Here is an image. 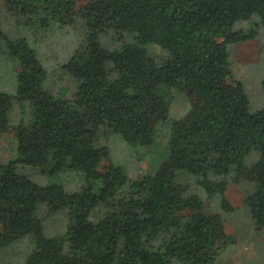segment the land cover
I'll list each match as a JSON object with an SVG mask.
<instances>
[{"label":"trees","instance_id":"1","mask_svg":"<svg viewBox=\"0 0 264 264\" xmlns=\"http://www.w3.org/2000/svg\"><path fill=\"white\" fill-rule=\"evenodd\" d=\"M2 1L30 29L74 26L81 44L65 66L78 88L65 99L46 88L30 44L0 28V48L20 67L16 93L0 91V140L11 138L15 155L0 161V249L33 235L27 264H216L230 245L224 222L203 212L179 171L208 195L223 194L229 177L252 184L245 203L264 228V109L251 112L229 49L248 39L238 22L257 16L264 26V0ZM171 91L186 94L190 109L172 121L169 157L155 175L131 180L101 136L153 145L170 120ZM25 101L33 123L13 124V104ZM18 164L79 170L87 187L41 186ZM42 207L63 218L61 230L46 233Z\"/></svg>","mask_w":264,"mask_h":264},{"label":"rangeland","instance_id":"2","mask_svg":"<svg viewBox=\"0 0 264 264\" xmlns=\"http://www.w3.org/2000/svg\"><path fill=\"white\" fill-rule=\"evenodd\" d=\"M0 28L8 40H26L34 49L39 61L47 71L46 88L62 98H71L79 82L65 67L81 44L80 32L74 26H52L47 30L30 29L12 16L0 0ZM235 30L243 31L248 39L230 46V63L235 76L242 81L249 99L251 112L264 109V26L257 16L247 22H238ZM20 67L9 54L8 46L0 48V91L14 95L17 91ZM169 95V93H168ZM174 97V98H173ZM170 98V96H168ZM173 105L170 120L158 128L157 138L149 147L131 146L116 133L101 136L100 143L108 149V157L116 166H121L131 180L153 176L168 159L169 138L172 121L182 118L190 109L186 94L171 91ZM13 124L30 126L34 121V109L29 101L15 102L10 112ZM11 138L0 140V161L15 157L10 146ZM13 154V155H12ZM18 173L25 175L41 186H61L74 193L87 187V178L79 170L65 168L54 170L53 165L40 168L18 164ZM226 179L227 189L222 193L208 195L199 186V178L179 171L176 180L188 186V193L197 195L203 202V212L219 215L225 225L230 245L216 264H264V228H256L245 203L253 185L240 180ZM96 185L94 190H96ZM226 202V204H224ZM42 207L40 216L46 233L52 234L64 226L63 218L50 214ZM101 210L91 215L98 220ZM55 216V217H54ZM99 217V218H98ZM49 230V231H47ZM52 231V232H50ZM34 249V236L29 235L0 249V264H27Z\"/></svg>","mask_w":264,"mask_h":264}]
</instances>
